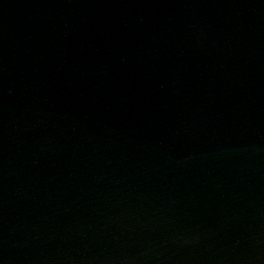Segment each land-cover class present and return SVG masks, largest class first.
<instances>
[{
    "label": "water",
    "instance_id": "95a60500",
    "mask_svg": "<svg viewBox=\"0 0 264 264\" xmlns=\"http://www.w3.org/2000/svg\"><path fill=\"white\" fill-rule=\"evenodd\" d=\"M61 264H264V0H37Z\"/></svg>",
    "mask_w": 264,
    "mask_h": 264
}]
</instances>
